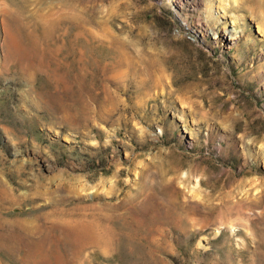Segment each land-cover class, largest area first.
I'll list each match as a JSON object with an SVG mask.
<instances>
[{"label": "rangeland", "instance_id": "1", "mask_svg": "<svg viewBox=\"0 0 264 264\" xmlns=\"http://www.w3.org/2000/svg\"><path fill=\"white\" fill-rule=\"evenodd\" d=\"M110 215L49 264H264V0H0V235Z\"/></svg>", "mask_w": 264, "mask_h": 264}, {"label": "bare ground", "instance_id": "2", "mask_svg": "<svg viewBox=\"0 0 264 264\" xmlns=\"http://www.w3.org/2000/svg\"><path fill=\"white\" fill-rule=\"evenodd\" d=\"M125 199L121 200V202L114 205H110L107 203L105 204V206L107 207L108 210L112 209L116 211L120 210V212L122 211L126 212L127 210H125V207H127L129 204L127 203L128 205L125 206V201H126ZM85 207L86 206H84V208ZM100 207L104 208V205ZM80 209H83V207L74 206L69 209H65V208L56 209L52 212V214H50L51 215L50 219H59L58 215L79 217L80 214L78 213V211ZM48 217L49 216H47V219ZM11 221H12L11 223H6V221L2 222L3 226L9 229L8 230L9 233L0 235V247L3 245H7L8 248H10L11 252L14 253V255L18 257L23 264H35V263L49 264L50 261L51 262L53 261L51 259L54 255H56V252L57 250H59V248L69 251L71 246H75V247L77 246L79 250V248L83 249V247L85 248V246L88 245H92V246L99 245L101 240L105 238V237L102 238V234L103 232L105 233L104 226L106 221L107 224L113 223L112 226L119 227L120 225L116 221V218H114V216L112 217V215H110L107 220L106 218H104V221L100 223L99 227L91 222H87V221L83 222L81 220H75L74 225L65 226L63 228H59L60 226L56 225L54 223V220L53 221L37 220V222L35 220V222H31V223H28L26 219L23 221H19L16 219ZM124 221L125 220H123V222ZM38 222L41 223L39 224ZM126 222L127 221H125V223ZM125 223L123 224L125 225ZM101 227H102V231L100 234L98 232V229ZM126 227H130V226L128 225ZM110 236L111 235L107 236L108 239ZM57 240L62 244L58 245L56 243ZM64 253L66 254L67 252Z\"/></svg>", "mask_w": 264, "mask_h": 264}]
</instances>
